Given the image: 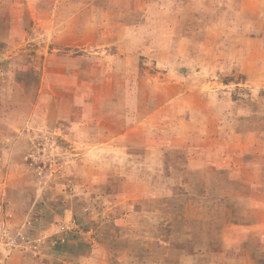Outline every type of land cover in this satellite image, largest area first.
<instances>
[{"label": "rangeland", "instance_id": "374dc122", "mask_svg": "<svg viewBox=\"0 0 264 264\" xmlns=\"http://www.w3.org/2000/svg\"><path fill=\"white\" fill-rule=\"evenodd\" d=\"M249 213L264 0H0V264H264Z\"/></svg>", "mask_w": 264, "mask_h": 264}, {"label": "crops", "instance_id": "0c3cea01", "mask_svg": "<svg viewBox=\"0 0 264 264\" xmlns=\"http://www.w3.org/2000/svg\"><path fill=\"white\" fill-rule=\"evenodd\" d=\"M222 184V185H221ZM220 184V187H225V186H229V182L227 183V182H222ZM224 184H225V186H224ZM214 185V184H213ZM214 188H216V185H214ZM220 192V191H219ZM219 202H224L223 204L225 205V202H226V199H222V201L221 200H219ZM223 205V206H224ZM224 207H226V206H224ZM260 207H261V209H263V206L262 205H260ZM215 209V208H214ZM214 212H215V210H213ZM216 217V216H215ZM255 215H252V214H248L247 215V217H245V223L244 224H240L239 225V228L236 230L237 231V233H239L238 235H242L245 239H249V237L250 238H252V236H255L256 235V231H254L253 229H254V227H253V225L254 224H256V226L259 224L260 225V228L259 227H257V228H259V229H262V228H264L263 227V224L261 225V223H255L254 221H255ZM254 220V221H253ZM251 222V223H250ZM254 222V223H253ZM234 227H235V225H234ZM228 230L230 231L231 230V228L229 229L228 228ZM240 231H242V232H240ZM243 231H245V232H243ZM251 232V233H250ZM254 233H255V235H254ZM261 235V234H260ZM229 236H231V234H229ZM260 238V237H259ZM256 239V238H255ZM253 240V239H252ZM257 240H258V238H257ZM260 240V239H259ZM262 241L264 242V236H262ZM233 242V241H232ZM232 242L230 241V243H227L226 245H228L229 244V246H231V245H233L232 244ZM260 242V241H259ZM262 252H264V249H259L258 250V253H262ZM261 257H262V255H261ZM261 262V261H260ZM260 262L258 263V264H260Z\"/></svg>", "mask_w": 264, "mask_h": 264}]
</instances>
